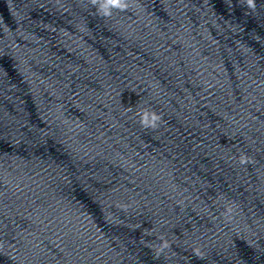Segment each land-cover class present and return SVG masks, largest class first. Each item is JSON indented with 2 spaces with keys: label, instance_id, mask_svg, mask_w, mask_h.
I'll return each mask as SVG.
<instances>
[{
  "label": "clouds",
  "instance_id": "9594fccd",
  "mask_svg": "<svg viewBox=\"0 0 264 264\" xmlns=\"http://www.w3.org/2000/svg\"><path fill=\"white\" fill-rule=\"evenodd\" d=\"M91 2L94 5L98 4L99 10L105 16L111 15L112 9L124 10L127 9L128 7L127 0H91ZM246 2L249 8L252 9L255 8V0H246ZM138 115H139V122L141 126L144 127L145 129H156L159 126L160 121L162 120V117L159 114L155 113L154 111L150 112L148 110H144L142 113H139ZM240 163L247 164L249 163V160L246 156L241 155ZM227 211L228 213H231L232 209L229 208ZM168 247H170L168 242L166 240H162L159 251L163 252V250ZM195 254L199 255V252L197 251Z\"/></svg>",
  "mask_w": 264,
  "mask_h": 264
}]
</instances>
